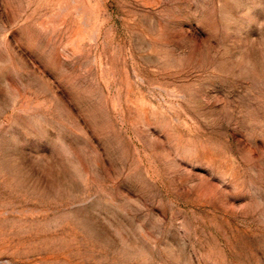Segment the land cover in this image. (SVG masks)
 I'll return each instance as SVG.
<instances>
[{
	"label": "rangeland",
	"instance_id": "374dc122",
	"mask_svg": "<svg viewBox=\"0 0 264 264\" xmlns=\"http://www.w3.org/2000/svg\"><path fill=\"white\" fill-rule=\"evenodd\" d=\"M0 264H264V0H0Z\"/></svg>",
	"mask_w": 264,
	"mask_h": 264
}]
</instances>
